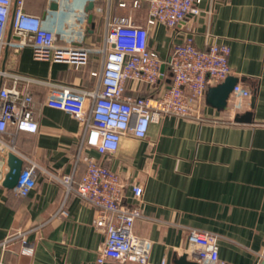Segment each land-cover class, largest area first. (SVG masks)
<instances>
[{
    "label": "crops",
    "instance_id": "crops-1",
    "mask_svg": "<svg viewBox=\"0 0 264 264\" xmlns=\"http://www.w3.org/2000/svg\"><path fill=\"white\" fill-rule=\"evenodd\" d=\"M119 0H24L23 10L41 17L58 44L87 46L88 61L76 65L37 59L32 46L12 44L19 38L12 26L16 0L11 5L0 68L31 77L95 89L92 72L102 67L108 22L129 16L146 24V4L139 9L119 7ZM55 4V5H54ZM200 12L178 28L155 24L148 28V44L166 60L173 46L191 34L198 48L211 42L229 48V75L240 90L232 91L223 110L204 103L192 117L166 116L151 122L144 138L121 137L115 152L100 154L82 145L83 121L45 104L47 88L33 82L37 131L6 132L14 150L0 152V242L22 236L31 252H22L21 237L0 248V264H96L105 234L96 225L98 210L42 168L59 175L72 174L76 184L89 156L116 171L122 182V203L138 205L136 234L152 240L149 264L197 262L191 254L190 228L218 235L219 258L224 264H261L264 258V0H201ZM89 15L92 19L89 20ZM154 88L128 81L125 94L145 96ZM252 112V122L236 121ZM82 145V146H81ZM15 153L22 168L37 164L36 183L27 196L3 184L9 167L7 153ZM143 188L135 196L132 186ZM62 208L66 215L58 214ZM130 264H138L130 262Z\"/></svg>",
    "mask_w": 264,
    "mask_h": 264
},
{
    "label": "built area",
    "instance_id": "built-area-1",
    "mask_svg": "<svg viewBox=\"0 0 264 264\" xmlns=\"http://www.w3.org/2000/svg\"><path fill=\"white\" fill-rule=\"evenodd\" d=\"M201 0H119V7L139 9L146 4V24L133 22L129 16H114L108 22L101 70L92 72L99 79L95 89L59 81L31 77L13 70L0 68V152L14 150V139L6 142L3 133L37 131L35 101L30 85L33 82L46 86L45 104L64 110L83 121L82 145L94 148L100 154L115 152L122 136L132 134L144 138L151 122L166 116L192 117L200 113L205 103L206 89L223 81L230 73L229 46L223 42H211L206 48H198L193 36L187 34L176 43L168 58L163 60L148 44V28L163 24L178 28L188 16L200 12ZM13 0H0V57L5 45V32L10 20ZM24 0H16L12 26L18 40L12 44H30L37 59L65 61L76 65L86 64L90 49L72 43L58 44L55 33L42 25L41 17L23 10ZM166 70L161 72V63ZM170 78V82L166 78ZM128 81L142 82L154 88L153 93L125 94ZM233 91L247 94L235 85ZM81 145V146H82ZM30 161L22 168L13 187L21 197L28 195L35 186L37 164ZM42 170L61 183L66 194L75 192L98 210L95 225L105 234L96 264H149L153 242L134 232L136 219L142 216L138 205L122 203L120 175L95 157L89 156L85 170L78 182L73 175H59L47 168ZM135 196L143 188L132 186ZM58 214L66 215L62 208ZM25 232L9 235L0 242L7 248L15 238L21 237L22 252H31ZM191 254L198 264H224L219 258L218 235L190 228L187 232ZM160 264H167L164 258Z\"/></svg>",
    "mask_w": 264,
    "mask_h": 264
},
{
    "label": "water",
    "instance_id": "water-1",
    "mask_svg": "<svg viewBox=\"0 0 264 264\" xmlns=\"http://www.w3.org/2000/svg\"><path fill=\"white\" fill-rule=\"evenodd\" d=\"M55 5V4H54ZM92 19V15H89V20ZM162 73L166 70V63L162 62L160 66ZM167 82H170V78H166ZM238 79L235 76L227 75L226 78L218 84L210 85L206 89L205 102L206 104L216 108L217 110H223L227 107V102L230 93L233 91L234 86L237 84ZM236 121L252 122V112L248 111L243 114H238L235 117ZM8 171L5 174L3 184L8 188H13L21 173L23 161L13 152L7 153ZM179 262L182 264H198L187 260V253H183L179 258ZM261 264H264V258Z\"/></svg>",
    "mask_w": 264,
    "mask_h": 264
}]
</instances>
